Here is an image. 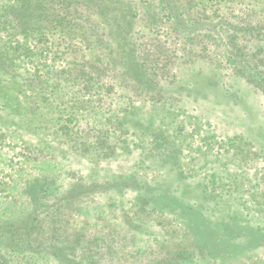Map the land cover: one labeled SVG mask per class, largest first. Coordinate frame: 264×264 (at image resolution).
I'll list each match as a JSON object with an SVG mask.
<instances>
[{"label":"rangeland","instance_id":"1","mask_svg":"<svg viewBox=\"0 0 264 264\" xmlns=\"http://www.w3.org/2000/svg\"><path fill=\"white\" fill-rule=\"evenodd\" d=\"M32 2L0 0V257L264 264V0Z\"/></svg>","mask_w":264,"mask_h":264},{"label":"trees","instance_id":"2","mask_svg":"<svg viewBox=\"0 0 264 264\" xmlns=\"http://www.w3.org/2000/svg\"><path fill=\"white\" fill-rule=\"evenodd\" d=\"M25 1H26L25 4H28V5H31V4L33 3L32 0H25ZM62 1H64V0H62ZM139 1H140V2H144V0H139ZM148 2H149V1L144 2V3H147V5H149ZM25 4H23L22 7H24ZM41 5H42V2L39 3V6L36 7V10H37V9H39V10H40V9H44V10L46 9L45 6L43 7V5H42V6H41ZM68 5H71V3L69 2ZM127 13H128V14H127V17L124 18L123 21H125L126 24L130 25V23L133 22V21H132V18L135 17L137 14H136L135 12H132V11H128ZM44 15H45V14H44ZM15 19H16V18H15ZM51 19L54 20V21H55V24L58 25V24H60V22H62V19H64V18H61V17L56 16V15H51ZM157 22H158V20L156 19V20L154 21V25H156ZM33 28H34V27H33ZM16 49H18V47H16ZM154 54H155V53H154ZM64 126H65L66 129H69V127H68L67 125H64ZM78 187L81 188L82 186H81V185H78L77 188H78ZM77 188H76V189H77ZM26 246H27V245H26ZM66 259H67V258H66ZM78 263H79V262H78ZM0 264H7V263H6V260H4L3 258L0 257Z\"/></svg>","mask_w":264,"mask_h":264}]
</instances>
